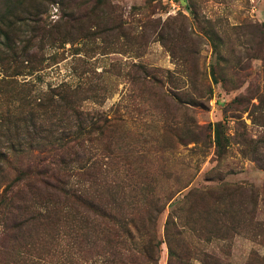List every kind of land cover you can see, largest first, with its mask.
<instances>
[{
  "label": "rangeland",
  "instance_id": "obj_1",
  "mask_svg": "<svg viewBox=\"0 0 264 264\" xmlns=\"http://www.w3.org/2000/svg\"><path fill=\"white\" fill-rule=\"evenodd\" d=\"M176 1L0 0V264H103L90 215L41 181L57 167L78 189L150 179L173 193L160 239L182 204L184 253L264 264V0Z\"/></svg>",
  "mask_w": 264,
  "mask_h": 264
},
{
  "label": "trees",
  "instance_id": "obj_2",
  "mask_svg": "<svg viewBox=\"0 0 264 264\" xmlns=\"http://www.w3.org/2000/svg\"><path fill=\"white\" fill-rule=\"evenodd\" d=\"M1 35L8 39L6 33ZM58 95L59 100H65L63 94ZM72 112L77 117L81 113L73 103ZM87 121L90 141L94 131L102 133L103 116L90 117ZM112 166L121 170L134 168L130 163ZM89 169H94L93 164ZM67 171L69 168H53L41 181L48 195L54 197V206L90 215L95 229L103 234V264H158L163 242L167 247V264H217L213 254L202 251L195 256L180 249L185 245L183 230L189 227L182 204L169 212L164 223V239L159 238L157 218L173 193L160 195L153 191L152 180L130 177L103 176L102 181L94 183V180L87 188L78 189ZM128 187L137 189L127 190ZM185 197L181 202H185ZM50 202L51 198L43 204L46 207ZM6 203L5 198H0V215L4 214Z\"/></svg>",
  "mask_w": 264,
  "mask_h": 264
},
{
  "label": "built area",
  "instance_id": "obj_3",
  "mask_svg": "<svg viewBox=\"0 0 264 264\" xmlns=\"http://www.w3.org/2000/svg\"><path fill=\"white\" fill-rule=\"evenodd\" d=\"M164 5L168 7V14L174 13L180 10V5L176 0H161Z\"/></svg>",
  "mask_w": 264,
  "mask_h": 264
}]
</instances>
